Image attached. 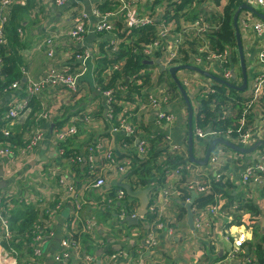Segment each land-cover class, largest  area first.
<instances>
[{
	"label": "crops",
	"instance_id": "1",
	"mask_svg": "<svg viewBox=\"0 0 264 264\" xmlns=\"http://www.w3.org/2000/svg\"><path fill=\"white\" fill-rule=\"evenodd\" d=\"M102 1L69 0L65 5L57 6L54 0H37V4L32 10L18 19V24L16 22L19 25L18 29L22 28L23 31V34H18V36L21 42L19 52L23 58L21 68L24 76L17 89L8 90L5 94L0 95V116L20 103H27V108L20 111L19 117L14 119L11 126H24L28 119L32 118V111L36 110L32 119L34 122L37 121L38 125L32 124L25 133V138L29 141L35 134H39L40 137L32 149L24 153H21L20 149L19 156L15 159L0 160V170H3L4 179L9 183L7 187L0 189V196L8 198L4 204V210L9 222L14 212L19 214L18 211L25 210L29 205L39 211L43 227L41 222L33 225L30 249L24 248L23 250L13 247V258L17 260L18 264H23L26 259L33 256L34 229L40 225L43 229L42 240L39 242L42 254L35 258L34 264H60L55 256L61 251L62 240L68 234L77 235L79 240V248L72 256L70 264H238L241 261L240 254L244 251V245L237 257L233 261H229L228 254L233 245L232 237L237 236L240 232H246V241L249 242L253 240L254 231L245 225H230L233 220L231 214L234 208L222 209V206L228 202L225 197H220L216 204L217 214H212L205 208L193 210L194 199L206 193L200 192L196 188L191 190L193 199L189 201L192 203L194 214V228H191L188 223V211L185 217H179L178 201L175 200L180 196L174 194L166 200L163 194L165 189L170 191L177 189L175 186L181 178V173L174 169L165 173L161 183L155 182L153 186L146 187L150 188L148 192L150 204L145 216L147 221L135 225L125 222L126 216H133L132 214L139 216L141 201L137 197L130 196L120 184H129L134 190L145 189V187H141L136 182V177L133 178L134 180L125 177L136 166L135 161L128 156L119 158L118 155L137 152L139 140L148 139L154 132L163 133L171 146L172 143L181 146L178 151L185 153L186 164L191 163V168H186L189 172V181L198 180L206 184L210 183L211 178L221 174L222 180H230L237 186L235 194L243 192L247 196L255 197L263 210V214L258 218L264 228V195L261 190L263 185L244 184L241 179L246 166L255 160L257 152L244 154L234 151L222 143H217L206 165L190 161L188 107L179 88L177 94L171 85L173 78L169 68L187 65L173 64L172 59L178 58V56L181 59L182 56L178 50L180 45L185 44V47L188 48L189 44L186 43L192 40H184V34L187 33L178 30L175 20L176 26H169L170 34L165 40L164 49L157 50L149 56L154 67L147 69V71L150 70L152 76L149 83L143 88L144 94L137 100L124 104L128 118L120 116V119L125 121L129 130L119 129L121 123L117 128L111 127L108 97L97 87L94 71L92 77L95 88L91 85L90 78L85 77L87 66L84 67V70L80 62V65L72 68L75 61L70 60L75 46L84 47V51L93 54L91 60L95 70L94 55L100 52L101 41L106 39L113 40L114 44L120 43L115 30L116 22L127 26L126 18L123 15L109 18L114 29L105 33L103 38L100 37L99 32L94 31V26L99 21L95 11H100L98 5ZM243 1V3L257 8L254 0ZM28 2L29 0H24L23 3L14 2L12 12L15 6H26ZM152 2L153 0H139L138 10H140L141 16L149 14L150 10L154 9ZM226 3L227 0H221L220 4H217L215 0H204L203 8L190 5L188 12L197 11L198 19L204 20L207 12L222 13ZM155 8L165 11L166 6L160 4ZM241 12L238 21L248 74V85L244 91L246 94H253V100L248 102L244 109L243 120L249 119V116L252 115L253 122L248 127L247 133L250 134V137L248 139L243 137L235 144L247 148L258 140H264V82L259 88H255L256 78L264 68V58H262L264 37L255 32L243 31L241 24L243 19L256 22L260 18L246 9ZM78 15H85L89 25L80 44H76L67 35ZM11 21L12 13L6 28L7 44L9 42L8 27L11 26ZM195 22L188 21L186 23L183 18L181 19V24H185L187 31H194V34L201 36L202 39L197 40L200 51L209 50L207 36L199 32L198 28L191 26V23ZM92 32L97 34V38ZM49 39H52V43L47 42ZM190 49L187 50L190 52ZM51 50L53 54L49 55ZM173 50L176 52L175 56H171ZM209 52L210 54L206 58L198 55L193 57L194 55L191 53L193 58L188 65L200 67L219 77L224 74L223 65L218 59L209 57L216 52ZM65 67H70V70L75 74L82 73L77 90L62 84H55L44 86L39 93L31 96L26 93L25 89L29 83L44 79L53 69H64ZM187 70L192 73H185ZM233 71L234 75L236 73V77L233 76L232 80L228 82L234 84L236 81L237 85L241 86L243 83L242 71L240 70V74L235 68ZM177 76L190 96L193 109L196 106L194 101L196 94H202L203 91L212 89L215 82L212 78L191 69H180ZM24 79L26 82L23 81ZM153 98L158 100L160 106L153 107L150 104ZM32 100L36 101V108H33ZM44 112L47 116L38 118ZM159 112L172 113L174 120L171 123H158ZM138 126L139 131L136 133ZM71 127H75L77 132L69 135L67 132ZM197 128L194 112L193 153L197 159H203L210 142L221 136L213 133L209 127L206 130L202 129L204 135L200 137L196 134ZM207 130H210V133H207ZM61 134L64 135L63 139L60 138ZM124 134L134 136L135 141L132 144L124 145L122 143ZM66 141L75 154L69 158L63 156L64 149L60 147V144ZM108 151L113 152L117 161L108 160L106 156ZM263 151V149L258 150L259 153ZM76 154L83 160H75ZM213 157H217V159L211 161ZM127 161H132L131 167L127 168L126 172H121L117 164L127 163ZM79 165L82 167L81 172L75 168ZM100 178H104V185L95 187L94 185ZM119 189L125 190V198L117 199L116 195ZM61 199L64 203L60 201ZM59 202H62V206L57 210L55 206ZM76 202L80 205L77 218L74 217ZM128 202H132V204L128 205ZM189 202L186 199L183 204ZM152 206L156 207V212L151 211ZM67 209L69 212H66ZM123 213H125V217L122 219ZM45 214L51 215L49 220L43 218L46 216ZM148 214L155 215L154 219L150 220ZM197 219L207 222L209 225L198 229L195 227ZM158 223H163L164 227L156 229L155 226ZM2 232L0 227V248L4 246L11 249L4 245L3 242L8 240H4ZM51 232L54 234L51 235ZM151 232L156 239L155 246H150L147 242ZM85 234L92 235L91 245L83 243ZM102 249H104L103 252ZM116 252H119L120 255L118 258L112 259V254ZM14 259L10 260L14 261Z\"/></svg>",
	"mask_w": 264,
	"mask_h": 264
},
{
	"label": "trees",
	"instance_id": "2",
	"mask_svg": "<svg viewBox=\"0 0 264 264\" xmlns=\"http://www.w3.org/2000/svg\"><path fill=\"white\" fill-rule=\"evenodd\" d=\"M203 1L153 0L152 2L154 9L160 4H164L166 6L164 17L175 20L178 24V30L187 33L184 34V40H192L186 43L189 44L188 48L185 47V44L180 45L178 50L182 57L180 59L178 56V58L173 59V64H189L192 58L197 55L206 58L210 54L209 51L221 53L226 48H229L231 50L228 57L229 65L237 69L240 74L241 66L233 18L235 12L244 1L227 0L222 13H215L214 11L206 13L203 22L209 27L207 33L209 50L200 51L197 40H201V36L194 34V31H187L185 24H181V19L183 18L186 23L198 19V12L190 11L189 13L188 9L190 5L202 6L203 8ZM215 2L220 4L221 0H215ZM36 4L37 0H29L26 6L19 5L13 9L11 26L8 27L9 42L0 48V58L2 59L0 68V95L5 94V90H8L13 82L23 79L24 74L21 68L23 58L19 52L21 42L18 36L19 25L17 24L19 23L18 19L24 17ZM118 6L119 1L117 0H103L98 5L102 13L116 11ZM158 25L159 22L155 21L153 24L125 27L122 23L116 22V37L120 39V43H118L119 49L117 51L114 50L113 40L103 39L100 43V52L94 55L96 85L102 93L112 91L110 97L107 99L112 128L113 126L115 128L120 126V116L128 118L124 104L141 97L144 94L143 88L151 79L152 73L150 70L147 71V69H153L154 64L148 62L151 58L145 54V46L157 39ZM105 33L107 31L99 32L100 37L103 38ZM74 48L70 60L75 61L76 65H72V68L80 65V62H76L75 56L83 53L85 50L84 47L80 46H75ZM187 49H190V52ZM191 53H193V57ZM219 78L225 80L223 75L219 76ZM234 84L239 86L236 81ZM171 85L178 94L179 90L175 81L171 80ZM194 100L196 103L194 107L195 124L198 128L206 130L211 127L213 133L234 143L241 140L247 134L248 127L253 122V117L250 115L249 119L243 120L245 117L244 109L246 108V104L253 100V94H246V91H240L235 87H230L226 83L215 81L212 89L208 92L203 91L202 94H196ZM35 103L36 101L32 100L33 108H36ZM35 112L36 110L32 111V118ZM32 118L30 117L24 126L15 127L8 126L6 120H1L0 145L8 146L15 152H19L20 149L25 148L28 141L25 138V133L32 124L38 125V122H34ZM4 127L8 128V135L4 133ZM138 131L139 126L136 128V133ZM134 141V136L124 134L122 139L124 145L127 143L132 144ZM146 144L149 146L146 156L141 157L136 151L133 154L124 153L118 155L119 158L128 156L135 161L136 166L125 177L132 180L136 177L137 180H135L141 187H151L155 182L161 183L166 172L180 165H186L185 153L174 149L163 133H152L146 139ZM60 147L64 149V157L69 158L75 155L73 153L74 150L67 144V141L61 143ZM78 156H75V160L78 159ZM75 168L78 172L82 171L81 165L75 166ZM188 176L189 172L184 168L181 172V178L175 186L176 190H181L183 194V196L175 200L179 202H177V205L180 211V218L185 217L188 211L183 204L185 200L188 197L193 199L192 191L185 187L189 181ZM210 184V192L196 197L193 207L202 209L210 204H217L220 197H225L228 202L222 206V209L234 208L231 214L233 220L230 225H245L254 231L253 240L244 242V251L240 254L241 261L238 264H264V228L258 218L263 214V210L257 199L247 196L243 192L235 194L234 191L237 186L230 180H216L213 177ZM261 190L262 195H264V186ZM129 204H132V202H128ZM5 207L8 206L5 205ZM18 212L19 214H15L16 212H14V215L10 218L15 235L9 241H4L3 243L6 246L11 245L23 250L24 248L30 249L33 239V234H31L33 225L41 222V226L43 227V220H40L39 211L29 205L26 206L25 210L22 209ZM45 215L43 218L49 220L51 215ZM154 217L155 215L148 214L150 220H153ZM92 239L91 234H85L83 236V243L91 245Z\"/></svg>",
	"mask_w": 264,
	"mask_h": 264
},
{
	"label": "built area",
	"instance_id": "3",
	"mask_svg": "<svg viewBox=\"0 0 264 264\" xmlns=\"http://www.w3.org/2000/svg\"><path fill=\"white\" fill-rule=\"evenodd\" d=\"M69 0H54L55 4L57 6H63L65 5ZM119 1V6L117 7L116 11L113 12H106V13H101L100 11H95V15L99 18V21L95 24L94 26V31L95 32H101V31H111L114 29L113 23L110 22L109 18L111 16L115 15H123L124 18H126L127 21V26L132 27V26H142L146 24H153L155 21L159 22L158 25V32H157V39L154 40L153 42L147 44L145 46V54L147 56H151V54L157 52V50H163L165 47V40L170 34V28L169 26H176V23L174 20H170L168 18L164 17V11H162L160 8H155L150 10L149 14L147 15H140V10H138V3L139 0H117ZM14 2H21L23 3L24 0H0V48L7 44V33H6V28L11 20V13H12V7L15 4ZM254 4L257 7H260L262 11H264V0H254ZM195 23H191V26H194L198 28L199 32L204 33L207 36L209 27L206 25L203 20L198 19L195 20ZM243 26V31L244 32H255L257 35L264 37V20H258L256 22H253L248 19H243L241 22ZM88 22L86 20L85 15H78L77 18L75 19V22L73 24V27L70 28L68 31L67 35L73 39V41L76 44H80L84 34L87 33L88 31ZM19 34L22 35L23 31L22 28L18 29ZM208 39V36L206 37ZM48 43H52V39H49L47 41ZM119 49L118 44H114V50L117 51ZM231 50L229 48H226L223 52L221 53H214L211 54L209 57H213L214 59H218L224 68V78L227 81H231L233 76H234V68L229 65V59L228 57L230 56ZM53 52L52 50L49 52V55H52ZM171 56H175L176 52L173 50L171 52ZM93 54H91L88 51H84L82 54H77L75 56L76 61L83 62L86 60V58L91 57ZM173 58V57H172ZM262 58H264V53H262ZM173 60V59H172ZM1 63L2 59L0 58V68H1ZM85 70V69H84ZM1 73V69H0ZM82 73L75 74L70 70V67H65L64 69H53L50 71V73L42 80L40 81H35L32 83H29L26 87V93L31 96L34 94L39 93L44 86L47 85H55V84H62L65 85L73 90H77L79 87V80L81 78ZM264 82V68L258 75L255 81V88H259L261 84ZM20 86V81H15L11 84L10 88L11 89H17ZM8 90H5L7 92ZM209 90H206L205 92H208ZM112 91H106L104 94L107 97H110ZM157 99H152L151 105L154 107L160 106V103L157 102ZM146 107V105H144ZM27 108V103H20L16 107H12L8 109V111L0 116V121L1 120H6L8 122V126H11L14 123V119L19 117L20 111L25 110ZM46 113H41L39 118L41 117H46ZM174 120V115L172 113H167V112H159L158 114V123H171ZM7 126V127H8ZM7 127L3 128V131L6 135L9 134V130ZM39 129V128H38ZM119 129H125L129 130L128 125H126L125 121H121V126ZM115 130V128H114ZM77 132V129L75 127H71L70 130L67 132V134L72 135ZM196 134L197 136H203V130L197 128L196 129ZM66 135V134H65ZM40 137L39 134L33 135L30 140L28 141L27 145L25 148L21 149V153H24L27 150H30L34 147L36 144L38 138ZM245 139H248L250 137V134H246ZM61 139L64 138V135L61 134L60 136ZM170 143V142H169ZM172 146L174 149L179 150L181 149V146L175 143H172ZM138 153L140 155H145L148 153L149 146L146 144V139L144 140H139L138 145H137ZM20 153V154H21ZM19 156L18 152H15L13 149H11L8 146L0 145V160L1 159H8L12 160L15 159L16 157ZM107 158L108 160L115 162L117 161L113 155L112 151L107 152ZM217 157L211 158V161H215ZM78 160L81 161L83 160L82 157H78ZM132 162V161H131ZM131 162L127 161V163H120L118 165V169L121 172H126L127 168L131 167ZM184 168L190 169L191 168V163L189 162L186 165H180L174 170H176L178 173H181ZM216 180H221L222 175L218 174L215 176ZM242 183L244 184H259L264 186V151L259 153L257 151V156L255 160H253L251 163H249L243 174H242ZM105 183L104 178H100L97 180L96 184L94 185L95 187H100L103 186ZM210 183H201L198 180H190L186 184V188L189 190L192 189H198L200 192H206L208 193L210 191ZM70 191V190H69ZM68 193V192H67ZM163 194L168 200L170 197H172L174 194L176 196H181L182 192L180 190H175V191H170L168 189L163 190ZM117 199H122L126 197V192L123 189H119L116 195ZM8 201V198L6 196H0V227L2 228L3 236L5 240H8L6 238H9L11 236V233L9 231V221L7 220L6 212L4 210V204ZM60 201H63L61 199ZM190 201V198H187V202ZM62 202H59L55 206V209H60L62 206ZM197 208L194 207L193 210H196ZM206 210L211 212L212 214H217L218 207L216 204H210L207 207H205ZM80 210V205L78 202L75 203V218L78 217ZM152 212H156V207L152 206L151 207ZM133 217L136 216L135 214H132ZM125 217V213L121 215V218L123 219ZM209 225L207 222H203L200 219H197L195 222V227L198 229H201L205 226ZM164 227L163 223H158L156 224L155 228L156 229H161ZM43 229L41 228L40 225L36 226L34 229L35 237H34V251H33V256L31 258L26 259L24 262L25 264H34V260L36 257L40 256L42 254V249L39 246V242L42 240V233ZM54 234V232H51V235ZM247 233L246 232H240L237 236L232 237L233 239V245L232 248L228 254V259L229 261H233L239 252H241L243 249L244 242L247 240L246 239ZM78 238L76 236L72 235H66V237L63 238L62 240V249L57 255L55 256V259L60 263V264H70L72 260V256L75 254V252L79 248V242ZM147 242L150 246H155L156 245V239L153 237V232L149 235L147 238ZM11 249H7L4 246L0 248V264H18L17 260H15L12 255V252L14 250L12 249V246H9ZM120 255L119 252H116L112 254L111 258L116 259ZM10 259H14L10 260ZM74 264V263H73Z\"/></svg>",
	"mask_w": 264,
	"mask_h": 264
},
{
	"label": "water",
	"instance_id": "4",
	"mask_svg": "<svg viewBox=\"0 0 264 264\" xmlns=\"http://www.w3.org/2000/svg\"><path fill=\"white\" fill-rule=\"evenodd\" d=\"M245 9L253 12L257 17L264 20V11L257 9L256 7H254L248 3H242L239 6V8L237 9V11L235 12V15L233 18V25H234L235 32H236L237 47H238V52L240 55V66H241V71H242V75H243V83L241 86H236L233 83L228 82L226 80H223V79L219 78L218 76H215V75H213V74H211V73H209V72H207V71H205L202 68L197 67V66L187 64V65L173 66V67L169 68V72H170L173 80L175 81L177 87L179 88L180 93L182 95V98L184 99V101L186 102L187 107H188V112H189V138H188L189 158H190L191 162H194V163H197L200 165H206L209 162L211 154H212L213 150L216 148L217 143H222V144L226 145L227 147L231 148L232 150L237 151V152H241L244 154L255 153L259 149L264 150V140H258L255 144L246 148V147L237 145V144H235L229 140H225L224 138L216 137L210 142L206 156L203 159H197L193 153V115H194V109L192 106V102L190 100V96L188 95V93L186 91V88L184 87V85L182 84V82L180 81V79L177 76V72L180 69H191V70L196 71L200 74L206 75L215 81L226 83L230 87H235L240 91H244L248 85V74H247V64H246V58H245L244 47H243L242 36H241L240 28H239L238 19H239L240 12L242 10H245ZM92 33L97 38V34H95L94 32H92ZM148 62L153 63L152 60L148 61ZM85 63L87 66V71H86L85 77L90 78L91 85L95 88V83H94V80L92 77L93 71H94V64H93L91 59L86 60ZM157 63H160V62L157 61ZM234 76L236 77V73ZM23 81H25V79ZM207 133H210V130H207ZM8 184L9 183L6 182L4 179L3 170H0V189L7 187ZM120 185L127 190L128 194L130 196L137 197L141 201L140 210H139V216H141V218H139V216L133 217V216L129 215V216H126L125 222H127L129 225H135V224H138L139 222H146L147 219L145 218V216L148 212V206L150 204L149 198H148V192H149L150 188L134 190V188H132V186H130L129 184L121 183ZM184 205L186 206V208L188 210V223L190 224L191 228H194V214L192 211V203L189 202V203H185ZM66 212H69V210L67 209ZM101 251L103 252L104 249H102Z\"/></svg>",
	"mask_w": 264,
	"mask_h": 264
},
{
	"label": "rangeland",
	"instance_id": "5",
	"mask_svg": "<svg viewBox=\"0 0 264 264\" xmlns=\"http://www.w3.org/2000/svg\"><path fill=\"white\" fill-rule=\"evenodd\" d=\"M257 9H261L260 7H257ZM241 31V30H240ZM242 33L244 34V32L242 31ZM245 52L247 53V50H245ZM80 54H82V53H80ZM88 59H92L91 57H88V58H86V60H88ZM86 60L84 61V63L83 62H81V65H82V67L84 68H86ZM80 62V61H79ZM78 62V63H79ZM84 68V69H85ZM239 72V71H238ZM185 73H192L190 70H187V71H185ZM195 101V100H194ZM9 231H10V233H11V236L9 237V238H6V239H8V241L10 240V238H12L14 235H15V230H13L12 229V226H11V223L9 222ZM5 240V239H4ZM11 246V245H10ZM13 247V246H12Z\"/></svg>",
	"mask_w": 264,
	"mask_h": 264
}]
</instances>
